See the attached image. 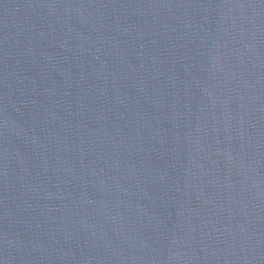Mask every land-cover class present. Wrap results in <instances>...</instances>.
<instances>
[{
	"label": "water",
	"instance_id": "1",
	"mask_svg": "<svg viewBox=\"0 0 264 264\" xmlns=\"http://www.w3.org/2000/svg\"><path fill=\"white\" fill-rule=\"evenodd\" d=\"M0 264H264V0H0Z\"/></svg>",
	"mask_w": 264,
	"mask_h": 264
}]
</instances>
